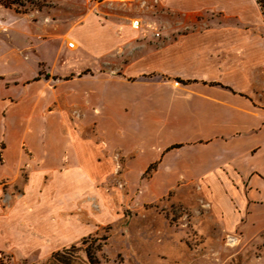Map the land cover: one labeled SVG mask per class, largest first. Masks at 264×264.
I'll return each mask as SVG.
<instances>
[{"label":"crops","instance_id":"1","mask_svg":"<svg viewBox=\"0 0 264 264\" xmlns=\"http://www.w3.org/2000/svg\"><path fill=\"white\" fill-rule=\"evenodd\" d=\"M155 1L156 9L183 23L169 31L177 39L153 47L133 46L130 24H102L99 18L80 25L64 43L52 38L34 13L0 6V112H99L111 133H122L111 141L124 155L143 148L131 163L134 172L146 173L159 160L151 177L154 195L169 191L177 180L203 178L213 197L234 196L239 209L248 212L246 223L259 227L264 223V12L256 0ZM103 6H90V12L108 15ZM69 43L76 45L75 53ZM121 49L131 61L116 67L115 76L99 73V60ZM84 59L91 64L75 69L76 60ZM179 67L187 73L175 70ZM58 68L68 70L56 74ZM152 73L190 83L148 77ZM0 151V180L22 165L30 169L19 205L33 207L41 219L52 204L47 198L68 196L66 186L44 184L46 176L56 182L70 175L82 182L91 172L77 151L67 157L64 142L10 143L3 149L1 144ZM65 161L71 168L63 171ZM214 181H221L222 193ZM3 222L0 216V246Z\"/></svg>","mask_w":264,"mask_h":264},{"label":"rangeland","instance_id":"2","mask_svg":"<svg viewBox=\"0 0 264 264\" xmlns=\"http://www.w3.org/2000/svg\"><path fill=\"white\" fill-rule=\"evenodd\" d=\"M0 1L17 13H34L40 26L47 27L44 29L52 32V38L57 36L64 43L71 42L75 30L92 18L119 26L139 19L142 27L131 30L128 39L133 46L142 43L148 47L177 39L176 33L169 31L183 23L171 13L156 9L159 1L155 0L105 5L102 8L108 15L101 10L90 12L83 0ZM44 20L49 24L44 25ZM155 32L160 36L155 37ZM58 45L53 40L54 49ZM76 49L75 45L69 50L75 53ZM121 50L99 60V73L115 76L119 73L116 67L129 63L131 54ZM73 57L71 62H75ZM76 63L78 69L90 61ZM147 65L149 70L153 68L149 62ZM67 70L58 68L56 74ZM175 70L188 71L186 67ZM148 76L179 79L155 73ZM100 121L99 112H0V150L1 144L3 149L10 143L25 147L26 143L64 142L67 157H74L72 153L77 151L82 162L91 165V172L82 182L70 175L66 181L56 182L46 176L44 184L52 188L66 186L68 196L47 198L52 204L42 219L35 216L33 207L26 210L19 205L30 175L26 164L0 180L5 237L0 256L6 264H61L52 258L57 252L62 253L64 264H264V223L256 228L246 223L248 212L239 209L234 196L213 197L203 178L177 180L169 191L154 195L151 177L156 168L149 173L131 168L143 148L137 146L124 155L111 141L122 133H111ZM24 154L31 158L25 148ZM70 162H63L61 170L70 169ZM153 162L157 167L159 160ZM214 182L220 190L221 181ZM7 225L12 229L5 228Z\"/></svg>","mask_w":264,"mask_h":264},{"label":"built area","instance_id":"3","mask_svg":"<svg viewBox=\"0 0 264 264\" xmlns=\"http://www.w3.org/2000/svg\"><path fill=\"white\" fill-rule=\"evenodd\" d=\"M85 1L91 7H95V6H99L101 4L109 5V4H112V3H131V2H136V1H139V0H85ZM130 27L133 30L137 31V30H139L142 27V23H141V21L139 19L133 18V19H131ZM154 36L155 37H159L160 34L158 32H155ZM68 46L70 48H73V44L72 43H69Z\"/></svg>","mask_w":264,"mask_h":264},{"label":"trees","instance_id":"4","mask_svg":"<svg viewBox=\"0 0 264 264\" xmlns=\"http://www.w3.org/2000/svg\"><path fill=\"white\" fill-rule=\"evenodd\" d=\"M256 1H257V3L260 5L261 9H262L263 12H264L263 0H256ZM0 5L3 6V7H6V8H10V7H9V4H7V3L4 4V3H2L1 1H0ZM144 77H146V76H144ZM148 77H149V76H148ZM175 81L178 82V83H180V84H188V83H190V81H183V80H180V79H175ZM210 85L220 86V84H216V83H210ZM174 147H177V146H174ZM155 168H156V163L151 164V165L148 167L146 173H148V172L154 170ZM52 258H53L54 260L60 261L61 264H64V262H61V260H60V259L62 258V253H59V252L54 253V254L52 255ZM0 264H6L2 256H0Z\"/></svg>","mask_w":264,"mask_h":264}]
</instances>
